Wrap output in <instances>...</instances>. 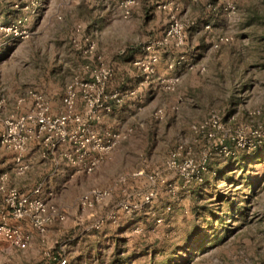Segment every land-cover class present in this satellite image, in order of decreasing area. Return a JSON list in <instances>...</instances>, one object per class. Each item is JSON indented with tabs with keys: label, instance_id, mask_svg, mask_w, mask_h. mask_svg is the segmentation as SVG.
<instances>
[{
	"label": "rangeland",
	"instance_id": "obj_1",
	"mask_svg": "<svg viewBox=\"0 0 264 264\" xmlns=\"http://www.w3.org/2000/svg\"><path fill=\"white\" fill-rule=\"evenodd\" d=\"M1 178L0 264H264V0H0Z\"/></svg>",
	"mask_w": 264,
	"mask_h": 264
},
{
	"label": "built area",
	"instance_id": "obj_2",
	"mask_svg": "<svg viewBox=\"0 0 264 264\" xmlns=\"http://www.w3.org/2000/svg\"><path fill=\"white\" fill-rule=\"evenodd\" d=\"M196 1V0H195ZM232 9V8H230ZM90 49L93 50V45L90 46ZM103 80H106L109 77V72L102 71L101 75ZM73 95L70 94V92L67 93L65 98L63 99V103L65 106L69 107L72 103ZM33 117L28 116V119L32 120ZM66 121L65 117H61L56 120V123L58 124H64ZM10 134H5L2 136L1 143L5 144L9 142ZM112 139L110 135L107 134V140L108 142ZM25 145L24 138H18V140L15 142V145L13 149L17 152H20L23 150ZM175 154L171 155V158H174ZM21 158L20 156L16 159V164L21 165ZM1 182H4V178L0 179ZM3 187H1V190ZM39 193V190L34 191V195H37ZM9 200H8V206L12 210V216L16 220H24L29 219L31 226L38 230L43 232L45 227L53 222V220L56 219H62V217L57 212H52L50 215L45 214L43 202L39 198V194L37 196H25L20 195L18 192L14 190H10L8 193ZM107 194L105 192L100 191H92L90 199H86L89 204H91L92 200H95L96 202L101 201ZM154 194L150 193L148 196L145 197L144 203H149ZM126 209V208H125ZM1 235L4 237V239L9 242L11 245L17 248H24L28 243V237L22 235L18 230L15 229H9V228H0ZM66 262L64 260L57 261L56 264H65Z\"/></svg>",
	"mask_w": 264,
	"mask_h": 264
},
{
	"label": "trees",
	"instance_id": "obj_3",
	"mask_svg": "<svg viewBox=\"0 0 264 264\" xmlns=\"http://www.w3.org/2000/svg\"><path fill=\"white\" fill-rule=\"evenodd\" d=\"M211 214H213V213L211 212Z\"/></svg>",
	"mask_w": 264,
	"mask_h": 264
}]
</instances>
